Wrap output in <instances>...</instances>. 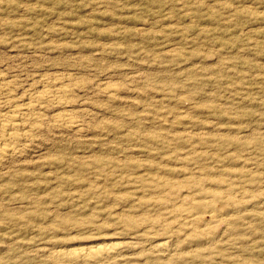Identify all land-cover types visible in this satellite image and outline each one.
<instances>
[{"label":"rangeland","instance_id":"obj_1","mask_svg":"<svg viewBox=\"0 0 264 264\" xmlns=\"http://www.w3.org/2000/svg\"><path fill=\"white\" fill-rule=\"evenodd\" d=\"M0 74L72 88L0 167V264H264V0H0Z\"/></svg>","mask_w":264,"mask_h":264},{"label":"bare ground","instance_id":"obj_2","mask_svg":"<svg viewBox=\"0 0 264 264\" xmlns=\"http://www.w3.org/2000/svg\"><path fill=\"white\" fill-rule=\"evenodd\" d=\"M5 82H6L5 79L4 81H1L0 79V94L5 95L7 97L6 99L7 101L4 100L2 102V99L0 101V167L4 166L10 160L21 158V156L25 152V148L28 145V143L29 142L33 143L35 141L36 136L41 131L46 130V128H48L49 126H52V125H49L48 123H45V120H47L46 118L47 116L45 117L43 115V112H40L39 109H42V107H45L48 104L55 105V108L57 106L58 107L63 106L66 109L67 106H70V101L68 99L70 95L69 93H72L71 92L72 88L70 89L67 86H51L52 89H49V88L47 89V86H46L45 89L43 90H39V91L32 90L33 93L28 94V97L26 98V101L24 102L16 103V101H18L17 99L15 100V103H12V101L10 103L8 95H10L12 92H10V90L8 89L9 87L7 85L9 84ZM106 87L107 86H105V88ZM110 87L111 86L108 85V89L111 90ZM105 88L104 90L107 89ZM67 95H68V98H67ZM2 97L3 96H1V98ZM12 97L13 96L11 95L10 98ZM21 99L23 98H20V100ZM69 112L62 111L60 113L53 115V117L51 116L52 117L51 122L54 125H60V126H66V127L68 126L69 128L72 127V129L73 128L78 129L79 125L77 121L71 115L72 113L70 112L71 113L70 114ZM204 204H199L198 207L201 209L202 208L204 209L206 208ZM197 219H196V223H197ZM196 225L197 224H195V226ZM120 248L118 245L111 244V243L110 244H87V245H81L78 247H74V248H71L65 251H52L48 253V255L53 261V263L55 264H115V262L119 260L122 254L120 251ZM153 252L156 254H163L167 256H171L173 254L172 248L170 249L164 243L157 244L154 247Z\"/></svg>","mask_w":264,"mask_h":264}]
</instances>
